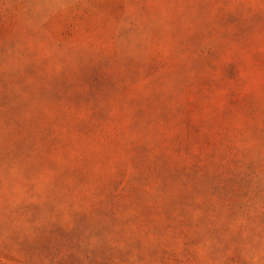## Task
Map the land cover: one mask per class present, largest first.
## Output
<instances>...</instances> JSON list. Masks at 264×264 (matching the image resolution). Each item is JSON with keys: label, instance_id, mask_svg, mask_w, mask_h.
I'll return each mask as SVG.
<instances>
[{"label": "rangeland", "instance_id": "obj_1", "mask_svg": "<svg viewBox=\"0 0 264 264\" xmlns=\"http://www.w3.org/2000/svg\"><path fill=\"white\" fill-rule=\"evenodd\" d=\"M0 264H264V0H0Z\"/></svg>", "mask_w": 264, "mask_h": 264}]
</instances>
